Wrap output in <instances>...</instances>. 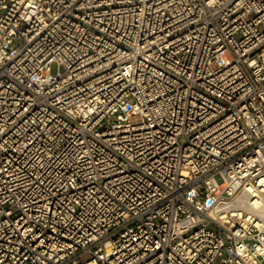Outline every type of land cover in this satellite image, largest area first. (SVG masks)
<instances>
[{"label":"built area","instance_id":"2783aa9c","mask_svg":"<svg viewBox=\"0 0 264 264\" xmlns=\"http://www.w3.org/2000/svg\"><path fill=\"white\" fill-rule=\"evenodd\" d=\"M259 192L264 0H0V264H264Z\"/></svg>","mask_w":264,"mask_h":264},{"label":"bare ground","instance_id":"6f19581e","mask_svg":"<svg viewBox=\"0 0 264 264\" xmlns=\"http://www.w3.org/2000/svg\"><path fill=\"white\" fill-rule=\"evenodd\" d=\"M260 196L254 201L255 207L264 214V193L259 192Z\"/></svg>","mask_w":264,"mask_h":264},{"label":"rangeland","instance_id":"374dc122","mask_svg":"<svg viewBox=\"0 0 264 264\" xmlns=\"http://www.w3.org/2000/svg\"><path fill=\"white\" fill-rule=\"evenodd\" d=\"M58 71H59L58 64L57 63H53L52 66H51V72L53 74H56ZM133 119L134 120H139L140 118L138 116H135ZM113 121H117V118L116 117H113Z\"/></svg>","mask_w":264,"mask_h":264}]
</instances>
